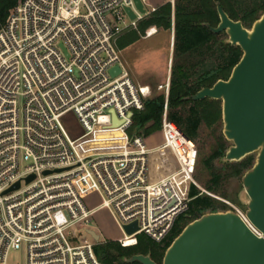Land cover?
<instances>
[{"label": "built area", "instance_id": "2783aa9c", "mask_svg": "<svg viewBox=\"0 0 264 264\" xmlns=\"http://www.w3.org/2000/svg\"><path fill=\"white\" fill-rule=\"evenodd\" d=\"M142 1L145 13L134 0H21L0 27V264H13L12 252L25 253L26 264H107L96 247L109 240L92 227L98 210L110 211L123 247L142 234L163 242L187 212L197 147L168 119L167 105L162 144L127 133L146 99L170 90V82L156 90L137 83L122 63L118 39L157 10ZM157 32L151 26L143 36ZM68 112L83 129L77 137L63 123ZM112 129L120 141L91 144ZM93 194L96 206L87 202ZM134 222L138 230L127 233Z\"/></svg>", "mask_w": 264, "mask_h": 264}, {"label": "trees", "instance_id": "16d2710c", "mask_svg": "<svg viewBox=\"0 0 264 264\" xmlns=\"http://www.w3.org/2000/svg\"><path fill=\"white\" fill-rule=\"evenodd\" d=\"M20 1L0 0V27L6 22L10 10ZM217 1L221 2L230 17L242 20L249 28L264 13V0H175L174 7L169 1L142 19L138 30H131L120 39L119 45L124 46L137 40L141 32L151 26L171 29L174 15L175 41L169 95L166 97L161 92L146 99L144 109L134 112L133 122L127 133L130 137H148L161 130L166 105L168 119L193 141L200 137L203 125L211 128L215 137L211 151L204 154L202 147L198 150L201 154L200 163L209 175L204 188L236 202L239 191H229L232 179L242 178L253 166L254 159L247 156L239 162H222L221 158L230 145L217 129L222 122V101L186 98L202 87L213 86L219 79H228L243 54L240 46L225 42V32L215 33L202 24L208 22L216 26L219 23ZM217 159L221 161L219 166L215 165ZM215 195L203 192L192 183L189 208L177 218L163 242H156L145 234L139 235L138 243L129 247H123L117 241H108L96 247L100 258L107 264H141L124 259L141 253L150 254L156 262L161 263L167 248L190 221L206 212L231 209L230 205Z\"/></svg>", "mask_w": 264, "mask_h": 264}, {"label": "water", "instance_id": "95a60500", "mask_svg": "<svg viewBox=\"0 0 264 264\" xmlns=\"http://www.w3.org/2000/svg\"><path fill=\"white\" fill-rule=\"evenodd\" d=\"M140 12L146 9L142 0H134ZM220 21L216 26L208 22L213 32H225V42L240 46L243 54L228 79H219L213 86H205L187 96L193 100L205 98L222 101L223 134L230 145L221 161L239 162L256 153L254 164L242 176L239 201L245 215L261 233L257 234L235 209L211 211L190 221L167 248L161 263L150 254L125 257L128 262L141 264H264V13L249 28L242 20H235L216 2ZM131 18L136 14L126 8ZM120 65L111 69L116 76ZM113 126H119L114 110ZM45 173H49L46 171ZM34 176L28 177L31 181ZM20 187L17 182L5 193ZM137 222L125 226L132 234ZM98 240L100 234L89 230ZM105 257V255H103Z\"/></svg>", "mask_w": 264, "mask_h": 264}, {"label": "rangeland", "instance_id": "374dc122", "mask_svg": "<svg viewBox=\"0 0 264 264\" xmlns=\"http://www.w3.org/2000/svg\"><path fill=\"white\" fill-rule=\"evenodd\" d=\"M174 5H175V0H174ZM147 7L148 9H151L149 6ZM158 30L159 33L151 37H143V34L145 33L144 30L143 32H141V35L136 42H134L128 47H125L121 52L123 61L124 62L129 61V63H131L129 67L131 68V71L133 72L135 78L139 81H144V82L151 81L152 78L153 81L156 80L159 81L165 79L164 78L166 71L165 67L168 64V55L171 45L170 34L172 35L171 32L172 29H164L162 27H158ZM173 51H174V47H173ZM171 70H172V66H171ZM161 92L163 91H156V93H154L152 97L156 96ZM63 123L66 129L73 137H77L83 133V129L73 112H68L63 116ZM217 129H218V133H221L224 136L223 120ZM162 137H163V133H162ZM160 139H161V135L157 134L154 137L148 139V141H150L152 145L159 142ZM193 142L197 147L196 157L194 162L195 167L192 173L193 178L196 182V185L203 192H207L209 194L215 195L204 188V182L206 181V179L209 178V175L207 172L204 171L200 163L201 154L200 151H198L200 150V147L203 148L204 154L206 153L208 154L211 151V147L215 143L213 130H211V128H208L206 125H203L200 137L198 138V140H195ZM228 142L230 143V141ZM248 157H252L255 161L256 153H253ZM220 162L221 161L217 159L215 161V165L217 166L221 165ZM179 181L182 182V187L186 189V187L188 186L187 179H185V177L182 176L181 178H179ZM241 188H242V178H233L232 183L230 184L229 187V191L237 193L238 191L241 190ZM215 196L218 199L230 205L231 209L239 208L243 211L245 210V207L239 201L238 198L236 202L235 201L233 202L232 200L223 198L219 195H215ZM87 202L90 206H96L101 203V198L99 197L98 194H93L88 198ZM92 227L95 228L99 233H101L104 239H108L109 241H116L118 238L124 235L122 230L119 228L116 221L114 220L113 216L111 215L110 211L106 208L100 209L97 211V213L94 214ZM87 237L88 239H91L89 236ZM9 261L10 263L13 264H26L25 253L12 252Z\"/></svg>", "mask_w": 264, "mask_h": 264}, {"label": "crops", "instance_id": "0c3cea01", "mask_svg": "<svg viewBox=\"0 0 264 264\" xmlns=\"http://www.w3.org/2000/svg\"><path fill=\"white\" fill-rule=\"evenodd\" d=\"M169 1H171L172 3H173V5H174V0H147V3H148V6L149 7H152V6H154V7H156V8H159L161 5H163V4H165L166 2H169ZM174 7V6H173ZM158 28V27H157ZM172 35L170 34V37H171V45H170V50H169V55H168V64H167V66L165 67L166 68V71H165V79L164 80H159V81H153V78H152V80L151 81H146V82H144V81H139V80H137L136 78H135V76L133 75V72L131 71V68L129 67L130 66V64L131 63H129V61H123V59H122V56H121V59H122V63H123V65L125 66V68L130 72V74H131V76L133 77V79L137 82V83H140V84H142V85H149L150 87H152L154 90H156V88H157V86L158 85H160V84H164V83H166V82H170V79H171V64H172V61H173V47H174V37H175V20H174V15H173V23H172ZM157 33H159V30H158V32ZM156 33V34H157ZM127 34V33H126ZM125 35V34H124ZM124 35L123 36H120V38L118 39V48H119V50H120V53L122 52V50L125 48V47H128V46H130L131 44H133L134 42H136L137 40H135V41H133V42H131V43H129V44H127V45H124V46H120L119 45V41H120V39L122 38V37H124ZM143 37H145V36H143ZM122 55V54H121ZM157 134H159V135H161V139H160V141L159 142H157V143H155V144H152L151 145V143H150V141H148V139H150L151 137H154L155 135H157ZM163 140H164V138L162 137V131L161 130H159V131H156V132H154L153 134H151L150 136H148L147 138H146V141L148 142V144H149V146L150 147H156V146H158V145H160V144H162L163 143Z\"/></svg>", "mask_w": 264, "mask_h": 264}, {"label": "bare ground", "instance_id": "6f19581e", "mask_svg": "<svg viewBox=\"0 0 264 264\" xmlns=\"http://www.w3.org/2000/svg\"><path fill=\"white\" fill-rule=\"evenodd\" d=\"M122 131L119 129H112L108 131H100L96 134V137L91 141V144L103 143L107 144L115 139L120 141L122 139Z\"/></svg>", "mask_w": 264, "mask_h": 264}, {"label": "flooded vegetation", "instance_id": "af4514ba", "mask_svg": "<svg viewBox=\"0 0 264 264\" xmlns=\"http://www.w3.org/2000/svg\"><path fill=\"white\" fill-rule=\"evenodd\" d=\"M174 41H175V37H174Z\"/></svg>", "mask_w": 264, "mask_h": 264}]
</instances>
